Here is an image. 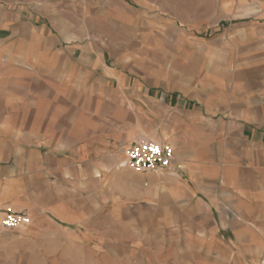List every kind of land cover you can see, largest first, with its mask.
I'll return each mask as SVG.
<instances>
[{"label":"crops","instance_id":"0c3cea01","mask_svg":"<svg viewBox=\"0 0 264 264\" xmlns=\"http://www.w3.org/2000/svg\"><path fill=\"white\" fill-rule=\"evenodd\" d=\"M104 1L0 15V264H264V0ZM145 140L166 170L122 165Z\"/></svg>","mask_w":264,"mask_h":264},{"label":"rangeland","instance_id":"374dc122","mask_svg":"<svg viewBox=\"0 0 264 264\" xmlns=\"http://www.w3.org/2000/svg\"><path fill=\"white\" fill-rule=\"evenodd\" d=\"M112 7L113 5L105 3L104 0H99V2L83 0L82 4L76 0H0V15L19 13L24 16L36 13L45 19L42 25L49 26L51 23L54 28L58 27L68 32H75L76 26L79 25L86 34L87 32H100V29L107 28L108 23L113 24L116 21ZM50 17L52 22L49 20ZM206 33L215 34V27L206 30ZM133 143L136 142L130 145Z\"/></svg>","mask_w":264,"mask_h":264},{"label":"built area","instance_id":"2783aa9c","mask_svg":"<svg viewBox=\"0 0 264 264\" xmlns=\"http://www.w3.org/2000/svg\"><path fill=\"white\" fill-rule=\"evenodd\" d=\"M125 160L122 165L136 172L159 173L166 170L172 161V148L153 141H141L130 145L124 152ZM29 218L23 213L10 210L3 212L0 218V228L14 231L20 226L27 225Z\"/></svg>","mask_w":264,"mask_h":264}]
</instances>
